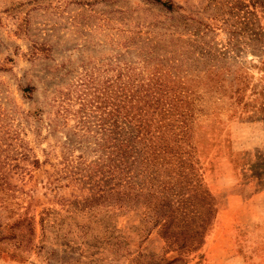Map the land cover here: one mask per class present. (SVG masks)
<instances>
[{"label": "rangeland", "instance_id": "1", "mask_svg": "<svg viewBox=\"0 0 264 264\" xmlns=\"http://www.w3.org/2000/svg\"><path fill=\"white\" fill-rule=\"evenodd\" d=\"M131 95L196 146V252L99 170L86 127ZM0 264H264V0H0Z\"/></svg>", "mask_w": 264, "mask_h": 264}, {"label": "trees", "instance_id": "2", "mask_svg": "<svg viewBox=\"0 0 264 264\" xmlns=\"http://www.w3.org/2000/svg\"><path fill=\"white\" fill-rule=\"evenodd\" d=\"M139 92L137 89L136 93ZM151 94L148 90L145 97ZM115 101L111 111L97 106L100 114L95 116L96 130L91 126L86 129L96 134L93 139L100 152L98 162L102 164L99 170L104 172L103 176L117 181L112 191L116 194V205L122 207L132 198L136 206L150 210L147 214L154 213L155 224H162V236L169 233V238L176 241L183 238L186 244L181 246L188 247L189 253L196 252L203 246L207 229L215 217L213 198L208 190L200 189L201 161L195 156L196 146L190 137L185 138L186 130H180L183 137L179 140L176 129H168L165 125L154 127L149 123L160 106L152 111L153 105L148 101L150 106L145 111L147 102L140 107L141 99L135 95L124 99L119 96ZM133 102H138V106L128 109ZM158 115L163 117L165 113ZM109 120L111 123L107 125ZM168 130L173 133L171 139L165 138ZM203 213L209 216L205 218ZM177 219L182 226L177 231L171 230Z\"/></svg>", "mask_w": 264, "mask_h": 264}]
</instances>
